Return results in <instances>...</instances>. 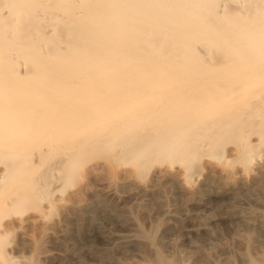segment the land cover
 I'll list each match as a JSON object with an SVG mask.
<instances>
[{"label":"bare ground","instance_id":"1","mask_svg":"<svg viewBox=\"0 0 264 264\" xmlns=\"http://www.w3.org/2000/svg\"><path fill=\"white\" fill-rule=\"evenodd\" d=\"M115 168L143 213L188 191L264 239V213L240 210L264 201V0H0V239L40 227L38 258L66 259Z\"/></svg>","mask_w":264,"mask_h":264},{"label":"rangeland","instance_id":"2","mask_svg":"<svg viewBox=\"0 0 264 264\" xmlns=\"http://www.w3.org/2000/svg\"><path fill=\"white\" fill-rule=\"evenodd\" d=\"M123 177L118 168L100 174L103 180L116 184ZM119 184L114 195L101 194L99 207L84 209V212L82 209V221L78 220V227H70L78 228L76 239L61 241L65 248L61 249L67 250L69 258L55 257L47 262L38 258V252L51 247V243L48 244L45 236L47 240L43 238L42 228L32 226L25 230L32 238L31 242L24 243L17 230L8 231L1 237L4 259H9L11 264H66L81 246H88L87 254L73 264H115V259L124 264H261L264 261V239L256 240L252 235L248 239L237 238L236 233L242 228L238 212H229L226 205H221L214 197L196 206L186 191L181 197L185 204L182 212L175 213V202L169 198L167 205L172 211L157 216L139 209L136 187L122 188ZM90 189L100 190L95 184L90 185ZM80 194L81 200L88 198L87 194ZM56 205L49 217L53 228L58 227L62 210L59 204ZM114 207L123 212H109L108 209ZM245 209L264 213V201L248 198L240 207V210Z\"/></svg>","mask_w":264,"mask_h":264}]
</instances>
